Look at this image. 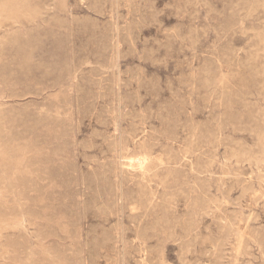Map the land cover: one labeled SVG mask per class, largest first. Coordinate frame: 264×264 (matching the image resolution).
<instances>
[{"label":"rangeland","instance_id":"1","mask_svg":"<svg viewBox=\"0 0 264 264\" xmlns=\"http://www.w3.org/2000/svg\"><path fill=\"white\" fill-rule=\"evenodd\" d=\"M0 264H264V0H0Z\"/></svg>","mask_w":264,"mask_h":264},{"label":"bare ground","instance_id":"2","mask_svg":"<svg viewBox=\"0 0 264 264\" xmlns=\"http://www.w3.org/2000/svg\"><path fill=\"white\" fill-rule=\"evenodd\" d=\"M133 135H134V134H133ZM144 145H145V144H144ZM150 151H151V150H150ZM150 151H149V152H150ZM140 162H141V161H140ZM124 167H125V166H124ZM132 168H133V167H132ZM153 176H154V175H153ZM152 195H153V194H152Z\"/></svg>","mask_w":264,"mask_h":264}]
</instances>
